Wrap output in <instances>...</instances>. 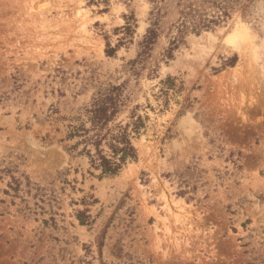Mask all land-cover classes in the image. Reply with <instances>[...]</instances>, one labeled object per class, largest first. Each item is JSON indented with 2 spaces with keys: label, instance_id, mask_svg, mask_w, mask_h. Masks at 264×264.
I'll return each instance as SVG.
<instances>
[{
  "label": "rangeland",
  "instance_id": "obj_1",
  "mask_svg": "<svg viewBox=\"0 0 264 264\" xmlns=\"http://www.w3.org/2000/svg\"><path fill=\"white\" fill-rule=\"evenodd\" d=\"M101 1L0 0V264H264V0L188 35L157 77L143 73L136 102L148 120L137 159L99 180L65 150L47 111L74 114L97 82L128 78L123 65L136 55L149 5ZM131 9L132 43L108 58ZM162 46L164 37L153 54ZM59 68L63 81L52 78ZM167 76L180 91L164 105ZM19 173L55 195V221L43 223L47 206L34 213L33 199L3 194ZM87 194L97 200L93 223L80 226L73 201Z\"/></svg>",
  "mask_w": 264,
  "mask_h": 264
},
{
  "label": "trees",
  "instance_id": "obj_2",
  "mask_svg": "<svg viewBox=\"0 0 264 264\" xmlns=\"http://www.w3.org/2000/svg\"><path fill=\"white\" fill-rule=\"evenodd\" d=\"M149 11L146 18L147 27L144 34L136 42V55L124 63V72L128 78L122 82H97L96 90L89 101L77 109L74 114L62 115L59 108L51 105L47 118L55 124L57 133H63L60 143H66L65 150L69 154L84 157L87 160V174L96 179L118 177L127 164L136 161L137 150L134 141L139 139L145 128L148 117L136 102L137 84L143 73L154 76L158 65H168L175 58V53L185 46V38L199 35L204 31H213L223 27L234 14L246 11L254 0H146ZM102 3L107 2L102 0ZM101 12H105V9ZM124 24L114 30L120 37L115 47L106 45L105 56L114 58L117 50L132 43L138 28L134 11L123 15ZM166 39L167 46H162L160 53L154 55L160 39ZM236 57L229 63L233 66ZM66 73L55 69L53 79H65ZM14 81L17 79L14 78ZM15 83V82H14ZM54 91L53 88H51ZM176 79L167 76L159 81L158 96L164 100V105L170 99V93H178ZM63 96L62 90H55ZM60 126L63 130L60 129ZM95 172H98L96 175ZM11 199L18 198L26 203V198L33 199L34 213L45 214L49 208L50 218L43 221H55L52 212L56 202L54 194H47V189L33 183L30 178L19 173L9 175L6 189L2 191ZM81 193L84 191L80 190ZM180 193L179 196H183ZM74 205L83 209L75 210L74 217L80 226H90L93 217L90 208L97 203L92 194L84 195ZM25 209L31 208L25 205Z\"/></svg>",
  "mask_w": 264,
  "mask_h": 264
}]
</instances>
